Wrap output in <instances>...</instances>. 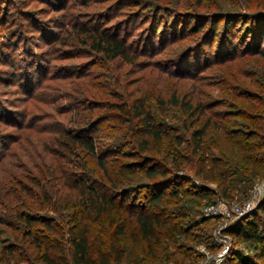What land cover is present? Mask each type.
I'll use <instances>...</instances> for the list:
<instances>
[{"label": "rangeland", "instance_id": "rangeland-1", "mask_svg": "<svg viewBox=\"0 0 264 264\" xmlns=\"http://www.w3.org/2000/svg\"><path fill=\"white\" fill-rule=\"evenodd\" d=\"M142 1L167 2L0 0V264H44L34 258L31 238L22 235L25 222L17 215L55 218L61 210H53V196L75 194L62 182L79 173L83 158L64 154L57 143L83 118L94 119L104 111L111 120L102 124L101 132L122 139L127 124L118 116L117 104L140 97L161 121L175 125L180 119L177 109L167 103L160 106L158 99L168 101L172 93L184 95L208 106L214 126L205 142L216 155L215 145L226 141L223 129L216 125L229 131L239 128L245 121L242 115H253L264 99V56L257 52H264V33L257 38L255 32L257 19L264 20V0H206L204 9L196 7L194 0H171L192 5L200 17L216 8L213 3L237 15L233 32L219 33L205 44L200 33L175 32L169 26L164 37L157 32L152 38L149 10H142ZM137 13H144L143 17L135 18ZM99 32L122 38L130 54L137 56L135 61L109 58L94 49L92 41ZM240 95L247 97V104H241ZM123 143L114 145L118 150L110 159L111 171L128 159L124 152L131 146ZM182 172L191 179L182 182L188 187L193 182L216 188L195 177L189 164ZM258 189L262 196L264 178L255 179L249 188L236 184L233 199L224 200L212 192L199 205L208 200L242 205ZM259 214L258 225L263 228L264 216ZM191 217H199V209ZM216 217L205 223L212 226L211 232L222 221ZM132 239L125 240L129 259L124 257L119 264H135L137 254L144 257L142 243ZM12 244L17 246L13 252L8 249Z\"/></svg>", "mask_w": 264, "mask_h": 264}, {"label": "trees", "instance_id": "trees-1", "mask_svg": "<svg viewBox=\"0 0 264 264\" xmlns=\"http://www.w3.org/2000/svg\"><path fill=\"white\" fill-rule=\"evenodd\" d=\"M171 2L140 3L142 10H149L146 14L152 38L157 32L164 37L172 27L175 32L200 33L205 44L219 33L233 32L237 15L222 9L219 3H213L216 8L206 11V17H200L192 5ZM194 4L208 7L206 0H194ZM143 14L137 13L135 18ZM256 24V37L260 38L264 20L257 19ZM92 46L109 58L134 62L137 57L130 54L122 38L106 32L94 36ZM257 52L264 56V52ZM238 98L241 104H247V97ZM158 101L160 106L167 103L177 109L178 123L161 121L148 103L136 97L116 105L118 116L127 124L122 139L109 131L101 132L102 124L111 120L104 111L94 119L83 118L58 137L61 152L83 159L79 173L62 182V187L71 189L74 195L53 196L51 203L44 191V199L53 204V210L65 214L58 211L55 218L37 213L17 215L25 222L22 235L31 238L34 258L44 264H119L126 255L127 236L143 245L144 257L137 254L135 264H197L202 257L198 245L216 247L212 226L205 224L215 217L201 213L213 201L200 207L199 200L212 192L224 200L233 199L236 184L249 188L255 179L264 178V99L253 115H242L245 121L239 128L229 131L216 125V129H223L227 141L215 145L216 155L211 152L212 145L205 142L214 126L206 104L176 93L168 101ZM223 114L228 118L229 113ZM117 141L131 147L124 152L128 159L111 171L109 162L118 150L114 147ZM185 164L200 181L214 183V191L193 182L190 187L184 185L183 180L191 182L182 172ZM198 209L199 217L192 218V212ZM259 212L264 216V192L248 214L227 228L234 248L223 264H264V227L259 228ZM262 220L264 223V217ZM8 249L13 252L17 246L12 244Z\"/></svg>", "mask_w": 264, "mask_h": 264}, {"label": "built area", "instance_id": "built-area-1", "mask_svg": "<svg viewBox=\"0 0 264 264\" xmlns=\"http://www.w3.org/2000/svg\"><path fill=\"white\" fill-rule=\"evenodd\" d=\"M260 196L261 192L258 189L257 191L255 190L253 196L250 199H247L242 205H228L226 203L224 204L223 201H219L218 203H209L202 208L201 213L204 216H219L222 218V221L219 222L211 232L216 249L212 251L204 245H199L197 248L202 253V257L197 264L224 263L225 258L234 248L232 239L227 232V228L251 211Z\"/></svg>", "mask_w": 264, "mask_h": 264}]
</instances>
